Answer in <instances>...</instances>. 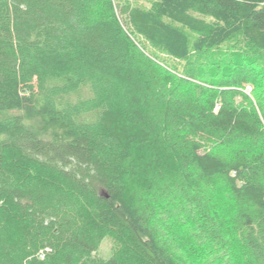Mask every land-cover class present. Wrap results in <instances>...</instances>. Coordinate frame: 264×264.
<instances>
[{"label":"trees","instance_id":"1","mask_svg":"<svg viewBox=\"0 0 264 264\" xmlns=\"http://www.w3.org/2000/svg\"><path fill=\"white\" fill-rule=\"evenodd\" d=\"M189 171L264 264V0H0V264H183L144 198Z\"/></svg>","mask_w":264,"mask_h":264},{"label":"rangeland","instance_id":"2","mask_svg":"<svg viewBox=\"0 0 264 264\" xmlns=\"http://www.w3.org/2000/svg\"><path fill=\"white\" fill-rule=\"evenodd\" d=\"M146 2L147 0H138L139 4ZM178 92L180 93V91ZM252 92L251 86H247L244 90L247 95ZM203 146L206 150L227 160L232 159L236 152H242L241 147L252 150L249 143L220 145L213 140L205 141ZM188 174L197 179L193 183L200 188V191L191 189L189 194H192L193 197L200 195L199 199L201 198L205 204L202 213H198L196 209H192V213H188L189 215L182 211L179 218L178 211L183 202L186 201L187 204L189 200L187 201L185 198V192L176 186L171 187L170 185V189L166 185L160 186L166 188V197L159 195V192H152L150 199L144 198L145 203H150L148 207H151V204L154 206L153 226L156 227L160 240L183 264H246L245 247L241 242L235 221L238 206L225 183L221 179L210 182L198 181L196 173L189 171ZM187 208L188 206L185 210L188 212ZM203 218L214 225L212 231L201 232L195 228V220L202 221L206 228L207 224ZM215 237L217 239H214ZM113 250L111 240L105 238L96 255L107 259Z\"/></svg>","mask_w":264,"mask_h":264}]
</instances>
